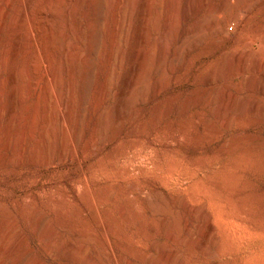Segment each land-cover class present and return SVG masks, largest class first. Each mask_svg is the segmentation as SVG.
I'll use <instances>...</instances> for the list:
<instances>
[{"label": "rangeland", "instance_id": "obj_1", "mask_svg": "<svg viewBox=\"0 0 264 264\" xmlns=\"http://www.w3.org/2000/svg\"><path fill=\"white\" fill-rule=\"evenodd\" d=\"M237 1L198 30L193 10L186 17L183 0H175L159 59L160 0L153 2L145 44L133 35L139 0H124L118 16L130 25L113 45L114 1L84 0L70 137L61 157L57 110L43 86L61 56L58 47L52 63L45 57L52 49L47 30L52 26L62 37L68 18L59 7L57 19L47 22L43 11L53 0H41L32 36L26 24L9 31L13 49L21 42L17 31L25 36L17 54L0 65V237L7 238L0 264L33 256L42 264H264V3L245 0L253 5L248 13L234 9ZM228 18L235 23L226 29ZM6 34L0 32V51ZM136 47L146 51L140 67ZM232 51L239 59L232 61ZM21 57L27 68L16 86L25 89L15 94V107L3 78ZM65 80L61 74V90ZM103 81L107 94H99ZM43 104L49 141L39 155L34 143ZM20 115L26 135L17 149ZM17 239L18 250L11 248ZM74 244L77 260L69 262ZM159 244L177 253L174 261L161 256Z\"/></svg>", "mask_w": 264, "mask_h": 264}, {"label": "bare ground", "instance_id": "obj_2", "mask_svg": "<svg viewBox=\"0 0 264 264\" xmlns=\"http://www.w3.org/2000/svg\"><path fill=\"white\" fill-rule=\"evenodd\" d=\"M40 1L41 0H18L17 4L14 5L12 2H10V0H0V32L1 31L4 32L5 30H7L6 37L4 39V42L2 43V50L0 51V65H4L6 58L9 56V53H10V57L12 56V54L16 55L19 48H22V46H23L22 38L25 36V34H23L20 30L17 32L19 33V37L21 39V42L18 41V43L16 44V47L14 49L10 48V43H11L10 42V35L11 34L9 33V31L13 30L15 27H21L22 25L26 24L27 28L29 29L28 31L30 32V34L32 36V27H31V23H30L32 15H33L32 13H33V9H34L35 4L40 2ZM83 1L84 0H53V2L51 3V6H52L51 9L47 8V9H44V11H43L44 18L49 23L55 20L57 8L59 10V7H61V9H63L64 14L68 18L67 19L68 22H67L66 26H67L69 31L66 33H63L62 37H61L62 33H60V31L58 32V29L54 30V28H52V26L49 27V29L47 30L48 31L47 35H49L48 37L50 39L49 45H51L52 49L50 48V51H51L49 53L50 55L47 54L48 56H45V57H47L49 59L48 60L49 63H52L55 59V54H54L56 52L55 50L59 47V50L61 51V56L59 59L61 62L59 60H57V61H59V63L56 64V66H54L53 71H49L50 69L46 70V72H45L46 73V81H45V85L43 86L44 87V94H49V96L47 98L48 99H50V98L54 99L53 100L54 101V107L57 110V116L56 117H58L57 119H59V122H60V135H61L60 136L61 139H60V143H59L60 144V147H59L60 148L59 149V156L60 157L63 154V147L65 146L64 144H66L67 140L70 137V123H69V114L71 111L70 96L73 94V91H74V89H73V87H74L73 86L74 76H75L74 75V67H75V63H76L77 59H79L81 54H82L81 50H80V47H81V45H80V39H81L80 38V36H81L80 24L78 23L77 14H78L79 8L83 4ZM113 1H114V5L112 7V10L110 11L112 16H113V20H114V25L112 28V34H110L111 35L110 41L112 42V45H113L114 41L116 40L115 38H117L119 36V35L117 36L118 32L121 31L123 28H125L126 24L128 27L130 25V23L124 24V19L120 18L118 16L119 12H121L120 10L122 9V4H123L124 0H113ZM258 1L261 3H264V0H258ZM153 2H154V0H139V7H138L139 9H138L136 22H135V26H134V33H133V35H135L137 37L138 44H145L147 42L148 28H149V23L151 20V15H152L153 6H154ZM174 2H175V0H160V6L162 9V12L164 11V18H163L164 23H163V27L160 30L161 36H159L160 38H158L159 44H160V46H159L160 58L159 59H161L162 57L164 58L165 48H164V42H163V33L166 31L170 21H172V19H171L172 18V11H174L176 9V8L174 9ZM229 4H230V0H216L214 4H212L210 0H183L182 6H183V11H184V14L186 17H189L188 12L191 11V9L196 14V16H197L196 22L197 23H196V25L194 24V28L196 27V29L199 30L200 27L205 24V19L207 17H211L214 13L219 14L220 12L226 11L227 8L229 7ZM235 5L236 6L234 7V9H236V10L238 9L239 6H242L247 10L248 13L252 12L253 5L250 3H247L245 0H238ZM109 8H110V6H109ZM172 9H174V10H172ZM236 13L234 16H236ZM86 18H88V17H86ZM234 23H235V19L233 20V19L228 18L227 21H225L223 23L224 24L223 26L226 29H228ZM216 24H217V21H216L215 25ZM49 25H52V24H49ZM127 26H126V28H127ZM236 26L239 27L240 25L236 24ZM138 44H137V46H138ZM139 47H140V45H139ZM139 47H136V61H137L136 64L138 65V67L143 65L142 61L146 57V51L143 50L144 48L140 49ZM45 49H46V47H45ZM26 50H29V49L26 48ZM39 51H41V50H39ZM45 52H46V50H45ZM240 55L241 54L239 53V51L238 52L232 51L230 58L233 61V59H237ZM107 56H108L107 50H105V62H106ZM83 57H84V54H83ZM45 60H46V58H45ZM25 65L26 64L24 63V61L21 57L20 61H18L16 70L10 71L8 73V75L5 78H3V80L6 81L7 85L9 84V86H10V91L8 94H10V98L12 99V101H11L12 104L14 102L13 99L16 96L15 94H24V89H25V86H23L24 83L19 85V86H16V83L22 82V80H24V73H25L26 68H27V65L26 66ZM137 65H134V67ZM61 74L64 75V77L66 78L65 83L62 87V90H61V88H58V86H59L58 83L60 82ZM3 83H2V81H0V91H1V87L2 88L4 87L2 85ZM99 94H107V88H106L105 81H103L100 85ZM119 94H124V91L123 92L120 91ZM0 95H1V92H0ZM72 96H71V98H72ZM43 100H44V97H43ZM102 100H103V97H102ZM15 101H16V99H15ZM45 101H48V100H45ZM71 102H73V101H71ZM45 105H47V103ZM45 105L43 104V113L44 112L46 113L45 110H47V106L45 107ZM1 107H3V106L1 105ZM11 111H12V107L7 109L6 117H7V115L11 114ZM1 112H0V115H1ZM47 113L44 115V119H43L42 124L40 126L41 128L39 131L38 138L34 143L35 152H37L36 154H39V155L44 152V148L46 147V141H47L46 139H47V136L49 134V124L50 123L48 124V121L45 119ZM53 113H55V112H53ZM25 120L26 119H25L24 115H22L21 117L18 118L19 129L17 132V134H18L17 140L15 138V140H16L15 148H17V149H22L21 147H22L24 140H25V135H26V122H25ZM4 145H6V144H4ZM6 150H7V148H6ZM20 156H18V158ZM16 158H15V160H16ZM12 159H13V157H12ZM8 161L11 162V159L8 158ZM101 227L104 230V233L107 235V237H109L110 228L108 226H106L105 224H101ZM6 229L11 230V228L9 229L8 227H6ZM209 230L210 231L212 230L211 226H209ZM12 232L14 233V231H12ZM12 232H11V234H12ZM7 234L9 235V233H7ZM7 234H6V236H7ZM1 236L3 237L4 234H2ZM168 236H169V239H175V235L172 232L171 233L168 232ZM2 237H0V249H1V244H2ZM3 239L6 240L7 238L3 237ZM11 240H12V238H11ZM4 242H6V241H4ZM7 242H9V241H7ZM6 243H5V246L7 247ZM19 243H20V240L17 239L16 241H14V244L11 248L16 249L19 246ZM8 244H10V243H8ZM199 246H201V245H199ZM6 247H4V249ZM77 248H78V246L76 247L75 244L71 248L70 255H69V262H70V260H77V256H76ZM79 248L81 251L83 250V252L87 256V252L85 250V247H83V244H81ZM17 250H18V248H17ZM158 251L161 254V256L165 257L169 261H174V257L177 255V253L175 251L171 252L170 248L164 244H161L159 246ZM4 252H6V250H4ZM2 253H3V251H2ZM42 262L43 261H41V259L34 258V256H33V258L30 257V262L28 260V262L26 263V261H25L24 264H42ZM115 263L119 264L117 262H115ZM82 264H90V263H88L86 260V261H83ZM124 264H136V262H130L128 259H126ZM178 264H184V262L180 260V262H178Z\"/></svg>", "mask_w": 264, "mask_h": 264}]
</instances>
